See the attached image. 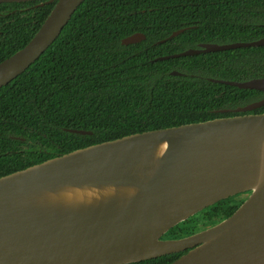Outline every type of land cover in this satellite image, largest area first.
I'll list each match as a JSON object with an SVG mask.
<instances>
[{"label": "water", "instance_id": "95a60500", "mask_svg": "<svg viewBox=\"0 0 264 264\" xmlns=\"http://www.w3.org/2000/svg\"><path fill=\"white\" fill-rule=\"evenodd\" d=\"M84 1L47 2L56 4L35 36L0 63V89L46 52ZM145 39L135 33L122 45ZM262 46L264 38L200 44L156 61ZM210 81L264 94V78ZM262 107L264 99L220 111L237 115L128 135L0 177V264H134L182 252L171 264H264V113H250ZM244 193L227 219L164 238Z\"/></svg>", "mask_w": 264, "mask_h": 264}, {"label": "trees", "instance_id": "16d2710c", "mask_svg": "<svg viewBox=\"0 0 264 264\" xmlns=\"http://www.w3.org/2000/svg\"><path fill=\"white\" fill-rule=\"evenodd\" d=\"M48 1L0 4V63L35 36L56 4ZM135 33L146 39L122 45ZM262 38L264 0H85L46 52L0 89V177L128 135L237 115L220 111L264 94L210 79L264 78V46L156 59ZM243 202L239 195L221 201L200 213V223L197 214L193 226L189 219L164 238L212 227ZM185 253L134 264H171Z\"/></svg>", "mask_w": 264, "mask_h": 264}, {"label": "flooded vegetation", "instance_id": "af4514ba", "mask_svg": "<svg viewBox=\"0 0 264 264\" xmlns=\"http://www.w3.org/2000/svg\"><path fill=\"white\" fill-rule=\"evenodd\" d=\"M16 139H19L21 142H24L23 138H16ZM19 147L24 148L25 146L24 145L23 146L20 145ZM21 154L24 155L23 152ZM236 196H238V195H236ZM239 196H240V200L245 201L248 198L249 193L239 194Z\"/></svg>", "mask_w": 264, "mask_h": 264}, {"label": "rangeland", "instance_id": "374dc122", "mask_svg": "<svg viewBox=\"0 0 264 264\" xmlns=\"http://www.w3.org/2000/svg\"><path fill=\"white\" fill-rule=\"evenodd\" d=\"M203 211H204V210H203ZM201 212H202V211H201ZM201 212L197 213V214H199V216H198V219L196 220L197 222H195V223H200V222L203 220V215L200 214ZM197 214H196V215H197ZM194 216H195V215H194ZM191 218H192V217H191ZM191 218H189V219H191ZM189 219H188L187 221H189ZM185 222H186V221H185ZM193 222H194V221L191 219V220H190V223H192L191 226H193Z\"/></svg>", "mask_w": 264, "mask_h": 264}]
</instances>
